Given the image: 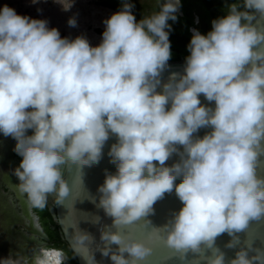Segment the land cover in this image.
Segmentation results:
<instances>
[{"label":"clouds","instance_id":"obj_1","mask_svg":"<svg viewBox=\"0 0 264 264\" xmlns=\"http://www.w3.org/2000/svg\"><path fill=\"white\" fill-rule=\"evenodd\" d=\"M54 2L69 11L75 0ZM121 4L103 21L96 46L83 35L62 37L46 19L0 7V133L16 141L13 151L22 157L15 186L31 208L43 210L51 194L63 204L71 193L63 169L75 166L83 185V169L99 164L114 136L107 155L116 172L106 170L97 189V207L112 218L99 251L112 264H144L154 238L180 261L191 253L205 264H264V250L249 256L250 241L233 258L216 245L227 233L232 239L225 247L235 248L251 221L264 220V175L258 174L264 23H253L255 14L264 18V0L227 4L207 34L191 29L183 73H171L167 82L161 77L172 57L168 21L178 19L181 0H163L139 21L131 0ZM67 23L76 27L75 16ZM201 95L214 107L202 104ZM202 128L211 131L194 135ZM174 154L179 159L168 166ZM173 191L183 206L153 227L154 205ZM138 222L152 229L147 240L120 231ZM89 239L81 233L74 247L87 264H97L92 252L80 250ZM68 259L63 249L42 245L30 257L10 254L0 264Z\"/></svg>","mask_w":264,"mask_h":264},{"label":"water","instance_id":"obj_2","mask_svg":"<svg viewBox=\"0 0 264 264\" xmlns=\"http://www.w3.org/2000/svg\"><path fill=\"white\" fill-rule=\"evenodd\" d=\"M256 16L257 20L253 21V23H264V18H260L258 14ZM168 64L169 67L162 73V82H167L169 75L173 72L182 74L185 61L181 60L177 63ZM160 90L162 89L158 88V91ZM200 100L202 104L214 107V102H208L203 95L200 96ZM209 131H211L210 128H202L194 135L203 137V135ZM115 142L116 138L112 136L103 149V157L99 164L83 169V185L80 183L79 172L75 166L65 167L63 169V175L65 180L69 182L71 193L70 196L63 201V204L57 205L56 203L55 217L61 230L63 240L68 244L75 255L78 264H87L83 256L76 253L74 247L76 246L75 241L81 236V233L89 235L92 241L90 239L86 241V249L81 248L80 250L84 252V254H87V252L90 254L92 252L97 264H112L110 258L103 256L99 251L100 248L104 247V242L100 239L101 231L105 229V226L112 225V218L105 215L103 209L97 207L99 203V193L97 189L104 182L106 170L112 174L116 172L115 165L110 163V157L107 155L111 144ZM178 159L179 157L174 154L166 164L171 166L174 162L178 161ZM258 174L264 175V157H261ZM179 182L180 180L177 179L176 183ZM90 196L96 198L95 203L90 199ZM74 201L75 209L73 208ZM182 206V203L176 197L174 191L171 194H165V197L154 205L155 214L149 216L148 219L152 221L153 227H160L171 218L173 212H178ZM112 230L115 231L116 229ZM120 231L125 235L130 234L136 239L147 240V236L152 229H145L141 227L138 222L136 225L122 228ZM238 236L240 238V243L235 248L229 249L225 247L232 239L227 233L217 238L216 245L226 253L228 258H233L235 252L241 247H246V242L250 241L252 249L249 251V256H255L256 249L264 250V220L251 221L249 229L239 233ZM151 246L153 247V254L144 264H205L202 259L193 257L191 253H189L186 261H180L176 257L177 254L167 248L159 239L154 238ZM117 247V245H111L113 250Z\"/></svg>","mask_w":264,"mask_h":264},{"label":"flooded vegetation","instance_id":"obj_3","mask_svg":"<svg viewBox=\"0 0 264 264\" xmlns=\"http://www.w3.org/2000/svg\"><path fill=\"white\" fill-rule=\"evenodd\" d=\"M141 1L146 3L143 4V7L147 8L149 16L159 11L160 4L158 2H163V0ZM5 4L8 6L13 5L11 8L18 5L25 7L28 5V1L7 0ZM73 8L74 10L71 13L73 15L76 13L77 26L70 27L61 22L59 28L66 31L69 38L74 39L78 35V29L85 26L88 30L84 31L83 34L87 35L86 38L91 45H98L101 42L102 33L105 29L103 21L111 16V13H105L103 10L107 7L100 3L83 4L77 0ZM60 9L62 10V8ZM115 12L117 11L112 12V14ZM80 15L84 19H81L82 17L79 18ZM177 17L178 19L175 22L169 20L168 23L178 27H182L184 23L185 25L189 23L187 15L182 13L181 8L177 13ZM190 30L191 26L188 27L187 31L191 33ZM28 134L31 135L30 130ZM0 138V258L8 257L10 254L14 257L16 255L30 257L42 245L63 249L59 247L56 241V233L49 226L47 218L51 215L58 226L55 217L56 194L49 195L47 206L43 210L31 208L27 197L21 194L15 186V184L19 183V180L13 172L19 166L22 159V157L13 151L16 141L11 137H4L2 133H0ZM59 232L62 235L61 230ZM63 242L67 244L64 240ZM63 250L69 256L66 264H76L77 259L75 255V259H73L69 252L65 249Z\"/></svg>","mask_w":264,"mask_h":264},{"label":"rangeland","instance_id":"obj_4","mask_svg":"<svg viewBox=\"0 0 264 264\" xmlns=\"http://www.w3.org/2000/svg\"><path fill=\"white\" fill-rule=\"evenodd\" d=\"M27 1H28V5H26L25 7L22 5L13 7L18 14L26 15L34 19H46L48 21V26L50 28L55 27L59 30L62 37H69L66 31L60 29L59 25H57L56 22L51 20V18L47 17L48 12L45 11V9L51 10L49 6H51V4L53 3V0H43V1H40L39 4L38 3L33 4L31 0H27ZM6 2L7 0H0V7H2L3 4H5ZM213 2L216 3V6L211 11L207 5L205 6L203 5L202 0H181L182 13L186 14L188 12V14L193 17V24H192L193 26H191V29L195 28L202 34H207L212 29L211 22L214 19L225 16L227 14V11H228L227 4L229 3H237L239 5L243 4V0H234V1L233 0H215ZM191 5L192 7H190ZM11 6L13 5H10L9 7ZM146 9H147L146 7L140 8L139 10L140 19L149 16V14L146 13ZM241 10H243V8H241ZM86 30L88 29L85 26H82L81 28L78 29L77 36L83 35L86 37L87 35L83 34V32ZM185 35L191 38L192 32L191 33L188 32V34H185ZM182 51L185 53L186 56L190 55L187 47H184V50ZM0 142H1V138H0Z\"/></svg>","mask_w":264,"mask_h":264},{"label":"crops","instance_id":"obj_5","mask_svg":"<svg viewBox=\"0 0 264 264\" xmlns=\"http://www.w3.org/2000/svg\"><path fill=\"white\" fill-rule=\"evenodd\" d=\"M75 1H77V0H75ZM79 1L83 4H95V3L104 4L107 7L106 9H103L104 12L105 13H111V14L114 11H119L122 7L121 0H79ZM213 1H215V0H213ZM131 2L135 5V7L132 10L133 14L135 15L137 21H139L140 20L139 10H140V8H145V7H143V4H146V3L144 1H141V0H131ZM158 3L160 4V2H158ZM202 3L204 6L206 5L204 0H202ZM55 6H58V7H55ZM215 6H216V3H214V6H212L209 9L212 11ZM49 8H51V10L45 9V11L48 12L47 17L51 18V20L56 22L57 25H60L61 22L68 25V23H67L68 19L70 17L76 16V13H74V15L71 13V11L74 10L73 7L69 11H63L60 9V8H62L61 5L55 3L54 0H53V3L51 4V6H49ZM146 13H148L147 10H146ZM185 15H187V18L189 19V23H186V25L184 23V25L182 24V27H180V26L178 27L176 25L170 24L172 26V30L170 33L174 36V38L176 40H179V42H177V43L171 42L172 56L180 54V55H182L183 60L187 56L185 55V53L182 50H184V47H187V45L189 44V42L191 40V38L189 36L187 37L185 34H188V31H187L188 27L193 26L192 25L193 24V17L190 16L188 14V12ZM81 17H82V15L79 16V18H81ZM81 19H84V18L82 17ZM181 23H182V20H181Z\"/></svg>","mask_w":264,"mask_h":264},{"label":"trees","instance_id":"obj_6","mask_svg":"<svg viewBox=\"0 0 264 264\" xmlns=\"http://www.w3.org/2000/svg\"><path fill=\"white\" fill-rule=\"evenodd\" d=\"M204 1H205L206 5L209 8H211L212 6H214L213 0H204ZM255 15H257V14H255ZM169 39H170V42H176V43L179 42V40H176L171 33L169 35ZM182 59H183L182 55L177 54V55L172 56L168 63H177V62H180ZM30 134H32L31 133V130H30ZM47 218H48V222L50 224L49 226L52 229H54V231L56 233V236H57L56 241H57L59 247L65 249L67 252L70 253L71 257L73 259H75L74 254L72 253V251L70 250V248L68 247V245L63 242L62 235H60V232H59L60 230H59L56 222L54 221L53 217L51 215H49ZM76 264H77V261H76Z\"/></svg>","mask_w":264,"mask_h":264}]
</instances>
